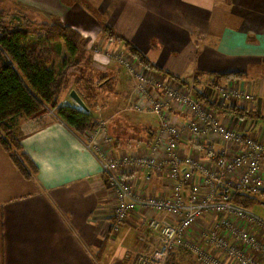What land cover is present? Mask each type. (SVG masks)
I'll list each match as a JSON object with an SVG mask.
<instances>
[{"label":"crops","instance_id":"crops-1","mask_svg":"<svg viewBox=\"0 0 264 264\" xmlns=\"http://www.w3.org/2000/svg\"><path fill=\"white\" fill-rule=\"evenodd\" d=\"M96 2L100 9L109 10L111 27L147 58L151 68L141 64L143 68L180 85L195 81L197 91L221 108L206 106L222 124L264 143V0ZM15 3L47 22L58 18L65 24L68 20L89 41L88 50L94 46L106 54L107 50L121 52L139 63L130 47L107 39L104 27L76 2ZM77 19L92 20L99 32L91 36L89 27H81ZM91 68L95 77H109L113 86L105 95L106 106L97 104L93 114L97 107L103 116L115 107L114 103L123 104L120 115L116 112L108 120L102 118L114 138L113 154L148 153L159 124L151 121V114L123 112L133 84L127 73L101 53L94 56ZM226 73L243 77L217 79ZM231 84L250 93L254 100L224 101L218 90ZM71 100L69 96L65 99L75 104ZM232 108L243 109L247 115L231 114ZM173 116L178 123L188 117L176 110ZM14 131L38 173L26 178L0 145V264H136V253L157 247L148 221L169 220L163 214L141 209L114 232L116 197L107 184L101 161L89 148L88 138L77 136L54 110L36 119L16 120ZM201 143L205 147L185 138L181 143L183 153L208 161L211 150L216 154L222 148L218 141ZM122 175L137 194L172 195L173 183L166 172L128 169ZM167 264L197 262L193 254L179 250Z\"/></svg>","mask_w":264,"mask_h":264},{"label":"built area","instance_id":"built-area-1","mask_svg":"<svg viewBox=\"0 0 264 264\" xmlns=\"http://www.w3.org/2000/svg\"><path fill=\"white\" fill-rule=\"evenodd\" d=\"M95 51L117 63L133 83L123 112L158 118V134L146 154H113L114 138L100 107L94 112L99 127L88 137V146L100 159L116 197L113 231H119L129 215L141 209L169 220L148 221L157 247L136 253V264H167L179 250L193 254L197 264H264V217L231 201L236 189L257 196L264 208V143L222 124L195 99V81L180 85L121 52ZM218 91L224 101L254 100L232 84ZM175 110L188 116L183 123L175 120ZM185 138L196 143L218 141L222 148L215 159L204 161L183 153ZM128 169L166 172L173 183L172 195L135 193L122 175Z\"/></svg>","mask_w":264,"mask_h":264},{"label":"trees","instance_id":"trees-1","mask_svg":"<svg viewBox=\"0 0 264 264\" xmlns=\"http://www.w3.org/2000/svg\"><path fill=\"white\" fill-rule=\"evenodd\" d=\"M7 12H0V145L9 153L18 170L26 177L33 178L38 168L25 152L19 137L14 132L18 119H36L54 110L56 116L77 136L87 139L99 127V120L90 111L82 110L76 104L66 103L72 89L76 88L89 110L105 101L104 96L112 91L109 77H95L90 62L79 57L87 49L88 42L81 32L54 18L47 22L37 14L19 13V22L5 18ZM107 39L124 43L140 64L147 67V58L112 27H104ZM66 50L69 60L57 69L55 62ZM219 81L237 80L240 73H226L216 76ZM188 85V84H187ZM195 99L210 109L218 108L208 101L202 92H194ZM231 114L245 117L243 109L232 108ZM203 146V143H196ZM211 159L215 151L211 150ZM231 201L245 208L260 206L257 196L232 190ZM104 251V246L100 253Z\"/></svg>","mask_w":264,"mask_h":264},{"label":"rangeland","instance_id":"rangeland-1","mask_svg":"<svg viewBox=\"0 0 264 264\" xmlns=\"http://www.w3.org/2000/svg\"><path fill=\"white\" fill-rule=\"evenodd\" d=\"M17 0H0V12H7L8 14L5 15V18L8 20V21H11V22H15V23H18L19 21V13H27L29 12V16L30 17H34V14H37L33 11H30L28 9H24V8H19L17 5H16V2ZM69 1L70 3H75L76 2V5L77 6H80L82 8H86L88 11H89V14L95 19V22H97L99 25H102V27H111V22H110V16H109V10L104 9H100L98 7V3L96 2V0H67ZM77 23H79L78 25H80L81 27H89V33L91 36H95L99 30L98 28H96L95 26H97L92 20L91 21H84V20H76ZM65 25H68L70 26V24L68 23V20L67 22L65 23ZM94 40H90V42H93ZM97 47V45L95 46ZM99 50V48H98ZM95 48L94 46L91 47V49H86L84 52L81 53L80 57H79V60L82 61V62H90L92 64V62H94V56L95 55ZM68 58V54L66 52V50L64 49L60 58L55 62V67L58 69L61 64L64 63L65 60H69L67 59ZM104 98H106V96H104ZM72 101V100H71ZM107 99H105L104 102H106ZM103 101L101 103H99L101 106H106L104 105ZM123 104H120L118 102L117 103H114V108H112L111 111H108L106 112V114H104L102 116V118L104 120H108L110 119L111 116H113V114H115L116 112L120 115V110L122 109ZM103 109V108H102ZM93 111V109L91 110V112ZM93 113V112H92ZM123 115V114H121ZM95 116V114H94ZM96 117V116H95ZM128 117H131V116H128ZM113 118V117H112ZM111 118V119H112ZM151 121L156 124H158V118L155 117V116H151ZM156 124V125H157ZM15 132V131H14ZM125 135L127 134L126 132H124ZM16 134V133H15ZM115 137V136H114ZM253 211L257 214V215H260L261 217H264V208H261L260 206L256 207L253 209Z\"/></svg>","mask_w":264,"mask_h":264},{"label":"water","instance_id":"water-1","mask_svg":"<svg viewBox=\"0 0 264 264\" xmlns=\"http://www.w3.org/2000/svg\"><path fill=\"white\" fill-rule=\"evenodd\" d=\"M69 97L75 102L77 106H79L82 110L88 112L89 108L84 102L83 98L80 96L77 90H71L69 93Z\"/></svg>","mask_w":264,"mask_h":264},{"label":"bare ground","instance_id":"bare-ground-1","mask_svg":"<svg viewBox=\"0 0 264 264\" xmlns=\"http://www.w3.org/2000/svg\"><path fill=\"white\" fill-rule=\"evenodd\" d=\"M52 111V110H51ZM174 255V254H173Z\"/></svg>","mask_w":264,"mask_h":264}]
</instances>
